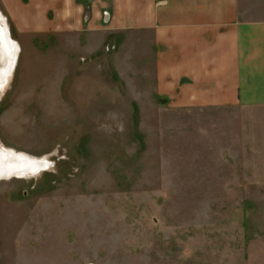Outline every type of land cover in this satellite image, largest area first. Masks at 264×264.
I'll return each mask as SVG.
<instances>
[{
	"label": "rangeland",
	"instance_id": "374dc122",
	"mask_svg": "<svg viewBox=\"0 0 264 264\" xmlns=\"http://www.w3.org/2000/svg\"><path fill=\"white\" fill-rule=\"evenodd\" d=\"M3 17L18 52L0 151L43 167L0 180V264L264 256V110L169 107L149 37L110 31L107 14L93 30L24 36ZM239 174L242 188L224 186Z\"/></svg>",
	"mask_w": 264,
	"mask_h": 264
},
{
	"label": "crops",
	"instance_id": "0c3cea01",
	"mask_svg": "<svg viewBox=\"0 0 264 264\" xmlns=\"http://www.w3.org/2000/svg\"><path fill=\"white\" fill-rule=\"evenodd\" d=\"M247 1L250 9L244 8ZM260 2L0 0V12L20 36L93 30L107 14L110 31L142 32L145 46L149 37L153 92L169 107L262 111L264 12L258 10ZM234 177L224 186L242 188V174ZM256 261L264 264V256Z\"/></svg>",
	"mask_w": 264,
	"mask_h": 264
},
{
	"label": "bare ground",
	"instance_id": "6f19581e",
	"mask_svg": "<svg viewBox=\"0 0 264 264\" xmlns=\"http://www.w3.org/2000/svg\"><path fill=\"white\" fill-rule=\"evenodd\" d=\"M18 48L10 41L5 18L0 13V91L10 74ZM43 164L26 156L0 151V180L11 178L20 173H33L42 169ZM13 174V175H10ZM3 175V177H1Z\"/></svg>",
	"mask_w": 264,
	"mask_h": 264
},
{
	"label": "water",
	"instance_id": "95a60500",
	"mask_svg": "<svg viewBox=\"0 0 264 264\" xmlns=\"http://www.w3.org/2000/svg\"><path fill=\"white\" fill-rule=\"evenodd\" d=\"M107 21V19L105 18V22ZM10 175H13V174H10ZM1 177H3V175L1 176Z\"/></svg>",
	"mask_w": 264,
	"mask_h": 264
},
{
	"label": "snow or ice",
	"instance_id": "6c2138e0",
	"mask_svg": "<svg viewBox=\"0 0 264 264\" xmlns=\"http://www.w3.org/2000/svg\"><path fill=\"white\" fill-rule=\"evenodd\" d=\"M0 86H2V85H0Z\"/></svg>",
	"mask_w": 264,
	"mask_h": 264
}]
</instances>
